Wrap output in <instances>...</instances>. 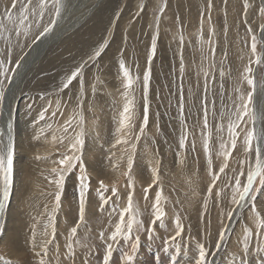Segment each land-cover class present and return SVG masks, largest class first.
I'll return each mask as SVG.
<instances>
[{"label": "rangeland", "instance_id": "374dc122", "mask_svg": "<svg viewBox=\"0 0 264 264\" xmlns=\"http://www.w3.org/2000/svg\"><path fill=\"white\" fill-rule=\"evenodd\" d=\"M21 2L26 0H17L13 9V0H0V17L5 10L10 11L15 21L10 27L16 29H0V61L8 69L6 77L0 67L4 90L20 68L16 65L26 61L27 52L37 42L50 43L39 36L43 27L50 19L57 23L49 34L55 39L38 59L24 67L13 89V106L4 118L0 101V149L10 142L14 148L12 184L0 215V264H40L41 258L46 264H70L69 242L76 251L74 264H105L106 260L107 264H123L136 235L140 245L134 264H195L198 244L206 248L207 264H264V235L259 234L264 230L256 227L250 204L239 208L231 202L235 179L243 186L249 167L255 169L256 165V141L251 154L243 144L244 131L253 127L248 117L247 127L242 123L237 129L240 135L231 156L225 158L220 148L221 136L225 142L229 140L228 114L239 107L242 93L245 97L252 95L250 108L256 115V133L264 131V0H61L58 19L52 0H48L39 27L31 14L23 25L19 24ZM252 35L257 36L260 64L251 53ZM102 47L97 57L95 53ZM121 63L133 79L131 88L126 87ZM81 66L82 75L64 89L63 82ZM248 67L258 84L255 90L243 79ZM149 73L146 89L144 76ZM129 99L134 116L122 129ZM205 108L208 128L204 127ZM41 113L45 120H40ZM70 118H74L73 124L65 133L64 125ZM182 122L187 135L184 148L179 145ZM81 130L85 140L81 158L89 177L85 222H79L77 164L67 175L61 206L54 213L52 240L48 225L57 192L51 182L56 179L52 169H59L55 162L71 154L68 139L61 138L73 137ZM209 136L211 169L209 153L203 147V138ZM123 140L128 142L121 143ZM221 167L225 168L223 173ZM213 175L218 179L213 181ZM101 181L107 188L103 193L106 205L97 191ZM2 185L0 178V196ZM114 188L116 195L112 194ZM157 194L166 215L164 226L157 222L153 229L150 221ZM129 195L133 211L144 226L139 232L133 230L131 241L113 242L108 237L119 223V211L127 208ZM255 205L264 218V189L256 194ZM113 208L117 212L110 216ZM229 212L235 226L221 241L220 233L226 231L230 221ZM177 218L183 228L180 236H176ZM78 223L77 237L69 240L72 227ZM245 227L253 231L247 253L243 251ZM45 231L47 237L42 235ZM100 232L105 233V239L99 238ZM89 238L90 250L82 246ZM46 240L52 242L44 256ZM217 244L221 245L219 250Z\"/></svg>", "mask_w": 264, "mask_h": 264}, {"label": "snow or ice", "instance_id": "6c2138e0", "mask_svg": "<svg viewBox=\"0 0 264 264\" xmlns=\"http://www.w3.org/2000/svg\"><path fill=\"white\" fill-rule=\"evenodd\" d=\"M52 6L54 7V15L58 19L61 15V0H52ZM166 6V5H165ZM13 9H16L17 7V0H13V3L11 5ZM48 7V0H26V2H21L20 4V19L19 24L23 25L25 21L28 20L29 14H31L36 19V26L39 27V21L43 19L44 15V9ZM248 5L245 4V8H247ZM31 10V12H30ZM163 11V8L161 9V12ZM262 13H264V9H261ZM5 20L7 23H5ZM57 20L56 19H50L48 24L43 27L42 31L39 33V36H46L47 34L51 33L53 30V27L56 25ZM15 21L13 19V15L10 11L5 10L3 13V16L0 17V29L6 32H14L16 31L15 27H10V25H14ZM249 32H251V28L248 29ZM19 35V33H16ZM36 40H33V43H35ZM257 36L252 35L251 37V53L255 57V63L260 64L261 58L260 56L256 55L257 53ZM103 51V47L98 49L95 55L99 57ZM151 53L154 56L156 53V39H153L152 47H151ZM251 63V61H250ZM0 67H3V74L7 77L8 69L7 67H4V62L0 61ZM17 68L20 67L19 64L16 65ZM121 69L123 70V76L127 81L126 87L131 88L133 79L129 75V70L124 66L123 63L120 64ZM82 69L83 66L77 68L74 70L67 79L63 82L62 87L64 89L69 88V86L72 84L74 80L77 79V77L82 75ZM183 71V69H181ZM252 68L248 67L245 69V74L243 79L247 81V84L252 86L253 90H255V81L251 77ZM222 75V74H221ZM150 78V73L146 74L144 76V84L145 88L147 89L148 81ZM11 81H9L10 83ZM82 83V82H81ZM223 87V85H221ZM205 88H207V85H205ZM237 91H240L237 89ZM146 98V97H145ZM4 99V88L3 85L0 84V101ZM240 105L236 108L234 113L228 114V126H227V132L229 135V140L227 142L224 141L223 136L220 137V148L222 150V155L227 158L231 156V151L235 150L237 146V139L240 135L239 132H237V129L241 127V124H245L247 127V122L245 121V117L249 118V121L252 123L253 127L251 129H248L244 131V140L243 144L245 146V151L248 154H251L253 152V141L255 140V169H252L249 167L248 174L246 178V184L243 186L241 185V181L239 179H235V183L233 186V193L231 202L232 204L236 205L239 208H243L246 203L250 204L251 206V212L253 214V220L255 222V225L257 228L264 230V218L261 217L260 212L256 210V194L261 190L264 189V164H262V161H264V131L257 134L255 131V123H256V115L253 109L250 108V104L252 103V95L249 94L247 98L242 93L239 96ZM235 103V101L233 102ZM133 108V102L131 99L128 100V103L124 107V113H123V119L121 121V127L122 129L129 126V122L132 121L134 113L132 112ZM59 110V109H58ZM47 111V109H45ZM205 115H204V127L208 128V109L205 108ZM180 113L183 114V105L181 104ZM53 116L56 115L55 112L52 113ZM224 113H221V119H223ZM73 119L70 118L68 121H66L64 125V132L67 133L69 128L72 127ZM40 120H45V115L43 113L40 114ZM83 114H80V125H83ZM143 123L146 126L148 123L147 118V108H145V116L143 119ZM50 127V126H49ZM224 126L221 125L220 131H223ZM144 129L142 128L140 130L141 134L143 133ZM210 131V130H209ZM67 138L69 141V151L71 154H64L62 158L59 161H56L60 168H53L52 172L55 173L56 179L51 181L56 185L57 192L55 193V208L53 210V214L49 216V227H51V237L52 240L55 239V212L60 208L61 206V197L64 190L65 182L67 175L70 171L75 170L77 167V164L80 165V174L78 176V195H79V222L84 223L85 222V205H86V194L89 192V177L87 175V172L85 168L83 167V160L81 158L82 155V149L83 145L85 143L84 140V133L81 130L78 134H76L73 137H62L61 140ZM209 137L203 138V147L204 151L206 153H209L207 163L209 165V168L211 169L212 165V159H211V153L209 152ZM187 139L186 133L183 131V122H182V134L179 141V145L181 148L185 147V141ZM121 143H127V140L120 141ZM230 145V147H229ZM195 147V144L193 142V149ZM13 154H14V148L11 144L4 148L0 149V178L3 180L4 185V191H3V201H0V213L3 212L4 209V201H7L9 198V188L12 184L13 179ZM246 158H249L246 156ZM66 165V167H64ZM133 166V160L131 156L128 160V169L131 171ZM227 165L225 164V167ZM225 170L224 167L220 168V172L223 173ZM155 174V170H154ZM240 175H243V172L240 173ZM218 177L213 175L212 180H217ZM102 190V191H101ZM99 193V199L102 201L104 205L108 204V200L104 196V192H107V188L105 187L103 181L100 182L99 189L97 190ZM147 194V190H145ZM209 193H211V189H209ZM112 194L116 195V189L114 188L112 190ZM128 206L127 208L123 209L122 211H119V223L115 226V231L112 232L111 236L108 237L111 241L115 242L117 240H129L131 241L133 239L132 233L135 229L137 232H139L143 226L144 223L141 219H138V213L133 211V198L131 195L127 198ZM161 205V195L157 194L155 198V205L153 208V215L154 218L151 219V224L153 225V229L155 228L157 222H161L160 226L163 227V220L165 217V212L160 207ZM117 209L113 208L112 212L109 214L110 216L112 213H116ZM233 213L229 212L228 217L229 219L232 218ZM126 217H130L126 220ZM78 228L79 223L76 227H72L69 240L71 238L77 237L78 235ZM175 228H176V236H180L183 232V228L181 227V223L179 218L176 219L175 222ZM86 230V229H85ZM246 235L244 237L243 241V251L247 253L249 251V239L253 235L252 229L245 227L244 229ZM260 235H264V232L259 233ZM43 236L47 237L49 233L45 231ZM99 238L101 240L105 239V233L100 232ZM220 240L223 241L225 238V232L220 233ZM90 241L89 240L84 241L82 243V246L90 250ZM51 240H46L42 246L43 249V255H48V247L47 245L51 243ZM33 243H35V233H33ZM140 245V237L139 235L135 236V242L130 244L131 251L125 254L124 262L123 264H134L135 261V254L138 251ZM198 258L195 261V264H207L206 262V256L207 251L203 244H198ZM217 250L221 247L220 244H217ZM37 256H40L41 253H36ZM76 256V251L74 248L73 243L69 242L67 244V258L70 262V264H74ZM111 256V245L108 246V257ZM59 260V255L57 254V261ZM7 264V262H6ZM40 264H46V261L41 258ZM107 264V260L105 262ZM243 264V261L241 262Z\"/></svg>", "mask_w": 264, "mask_h": 264}, {"label": "bare ground", "instance_id": "6f19581e", "mask_svg": "<svg viewBox=\"0 0 264 264\" xmlns=\"http://www.w3.org/2000/svg\"><path fill=\"white\" fill-rule=\"evenodd\" d=\"M229 1V0H228ZM206 7V6H205ZM208 7V6H207ZM207 9V8H206ZM258 10V9H257ZM207 12V11H206ZM204 16V15H203ZM207 17V16H206ZM260 17V16H259ZM151 20V19H150ZM206 22V19H205ZM209 23V22H208ZM190 28V27H189ZM202 28V27H201ZM196 29V28H195ZM204 29V28H203ZM231 29V28H230ZM188 32V31H187ZM193 32V31H192ZM196 32V31H195ZM230 33V32H229ZM50 34V33H49ZM49 34H47L45 36L46 40L45 41H49L48 42H43L40 45H38L37 43L34 45V47L32 49H30L27 54L25 55V62L23 64H21L20 68L17 69L18 71H16V73L13 75V77L11 78V82L8 83V86L6 87V89L4 90V99L2 100V104H1V111L3 112V118L5 117V115L7 114V111L9 109V107L12 105L13 102V98H14V94L13 93V89L15 87V85L17 84L18 79L20 78V76L22 75L23 71H24V67L25 66H29V63L35 61L36 59L39 58V56L43 53L44 49L48 48V46L51 44V42L55 39V37L49 38ZM194 34V33H193ZM194 36V35H193ZM43 37V36H42ZM201 38V37H200ZM192 43V42H191ZM221 44V43H220ZM225 44V42H224ZM231 45V44H230ZM225 47V46H224ZM239 51V50H238ZM228 53H230L229 51H227ZM223 53V52H222ZM226 53V52H225ZM36 54V55H35ZM232 54V53H231ZM232 56V55H231ZM211 57V56H210ZM33 59V60H32ZM212 59V58H211ZM209 58V60H211ZM208 60V61H209ZM216 61V60H215ZM218 61V59H217ZM234 61V60H233ZM211 62V61H209ZM212 63V62H211ZM209 63V64H211ZM247 63V62H246ZM212 65V64H211ZM210 67V66H209ZM212 68V67H211ZM257 70V69H256ZM254 77V76H253ZM252 77V79H253ZM258 86L257 83H255V88ZM258 92V90H257ZM248 95V94H247ZM247 98V97H246ZM15 101V99H14ZM13 106V105H12ZM12 110V109H11ZM92 117V116H91ZM256 130V129H255ZM263 163V161H262ZM264 164V163H263ZM2 192H1V196H0V201H3V191H4V185H2ZM10 192V191H9ZM7 203V201H6ZM6 205V204H5ZM6 208V207H5ZM6 210V209H5ZM5 213V212H4ZM2 213H0L1 215ZM238 214V213H237ZM3 218V217H2ZM237 218V217H235ZM3 221V220H2ZM237 222V221H236ZM235 226V219L234 216L232 217V219H230L227 229L225 231V237L228 238L230 232L232 231L233 227ZM245 237V236H244ZM243 238V237H242Z\"/></svg>", "mask_w": 264, "mask_h": 264}]
</instances>
